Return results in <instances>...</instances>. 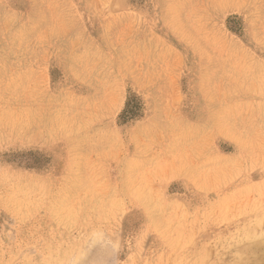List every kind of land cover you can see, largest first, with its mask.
<instances>
[{
    "label": "rangeland",
    "instance_id": "374dc122",
    "mask_svg": "<svg viewBox=\"0 0 264 264\" xmlns=\"http://www.w3.org/2000/svg\"><path fill=\"white\" fill-rule=\"evenodd\" d=\"M196 257L264 264V0H0V264Z\"/></svg>",
    "mask_w": 264,
    "mask_h": 264
},
{
    "label": "bare ground",
    "instance_id": "6f19581e",
    "mask_svg": "<svg viewBox=\"0 0 264 264\" xmlns=\"http://www.w3.org/2000/svg\"><path fill=\"white\" fill-rule=\"evenodd\" d=\"M196 258H197V260H195L192 264H203L202 259L200 257H196Z\"/></svg>",
    "mask_w": 264,
    "mask_h": 264
}]
</instances>
